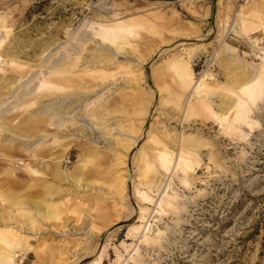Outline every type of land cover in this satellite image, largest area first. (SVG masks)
Listing matches in <instances>:
<instances>
[{
  "label": "rangeland",
  "instance_id": "374dc122",
  "mask_svg": "<svg viewBox=\"0 0 264 264\" xmlns=\"http://www.w3.org/2000/svg\"><path fill=\"white\" fill-rule=\"evenodd\" d=\"M0 25L9 264H264V0H0Z\"/></svg>",
  "mask_w": 264,
  "mask_h": 264
},
{
  "label": "bare ground",
  "instance_id": "6f19581e",
  "mask_svg": "<svg viewBox=\"0 0 264 264\" xmlns=\"http://www.w3.org/2000/svg\"><path fill=\"white\" fill-rule=\"evenodd\" d=\"M1 26V25H0ZM1 28V27H0ZM132 30V29H131ZM101 39L103 41L109 42V43H115L116 40L122 39L121 35L122 33H126V32H131L129 29H124L123 25H115L113 27L110 28H102L101 29ZM237 32V31H236ZM239 32V31H238ZM237 32V33H238ZM236 33V34H237ZM240 33V32H239ZM125 35V34H124ZM128 38V37H127ZM123 41V40H122ZM126 45V44H125ZM133 47V46H132ZM124 47L119 45L117 46V50H122ZM134 48V47H133ZM58 72V73H57ZM254 73V72H253ZM54 74V73H53ZM253 78V77H252ZM2 80V79H1ZM80 80L81 77L79 76H74L72 75V73H68L65 69H58L56 70V74L52 76L51 81L52 83L55 85L54 88L57 87H65V88H71L74 86H77L80 84ZM261 81V80H260ZM260 83V82H259ZM6 89L8 91H6L7 93H9L10 89L9 86L11 85L10 82L6 83ZM260 85V84H259ZM53 86V85H52ZM261 86V85H260ZM241 88L244 89V93L247 92L248 96L251 97L253 95V93L251 92V86L249 85V83H242ZM53 89V87L51 88ZM253 89V88H252ZM57 90V89H56ZM45 91V90H44ZM57 92V91H56ZM238 92V91H237ZM264 92V90H263ZM238 94V93H237ZM43 95L41 92H39L37 94V96H41ZM35 96V97H37ZM264 96V94H263ZM47 97V96H46ZM34 98V97H32ZM41 98V97H40ZM264 98V97H263ZM262 98V100H263ZM23 99V98H20ZM25 99V98H24ZM31 99V98H30ZM29 99V100H30ZM33 100V99H32ZM69 100V99H68ZM27 99L23 100L21 104H24L26 106V102ZM31 101V100H30ZM42 101V100H41ZM264 101V100H263ZM239 102H241L240 100H238V102H234L233 106L237 105ZM247 102V101H246ZM249 103V102H248ZM259 103V102H258ZM39 104V103H38ZM89 104V103H88ZM20 105V104H19ZM225 108L224 106H222L223 108H220L222 111L225 110V112L228 114V112H230L232 109H236V108H232V105L225 103ZM16 106V105H15ZM23 106V105H22ZM64 106H70L69 103H63L60 106H55L52 103L50 104H43L42 106H40L39 108H43V110H41L43 113H46L47 116H49V120L51 121V123L54 125L55 123L57 124V126L60 128L63 125H67L68 122H73L76 121L77 117H70V119H64L62 116V113H64L63 110H65ZM245 107V106H244ZM238 110V108L236 109ZM40 112V111H39ZM67 113V111H65ZM72 111H68V113H71ZM237 112V111H236ZM38 113V112H37ZM108 115L111 113L110 109L107 110L106 112ZM2 114V113H1ZM0 114V115H1ZM94 114V113H93ZM40 115V114H39ZM96 115V113L94 114ZM62 117V118H61ZM131 120V119H130ZM135 133V132H134ZM54 136V135H53ZM56 136V135H55ZM150 137V136H149ZM55 138V137H54ZM163 138V137H162ZM125 140V139H124ZM131 140V139H130ZM151 140H153L154 142H158V144H161L160 139H153V137L151 138ZM38 140H35L34 142H31L30 146L28 148H30L34 143L36 144ZM119 142V141H118ZM130 143V142H129ZM165 143V142H164ZM160 146V145H159ZM162 146V145H161ZM169 147V146H168ZM154 149V148H153ZM161 153L157 154L158 155V161H159V165L163 168H165L168 164L169 157H168V153H167V149L165 146H162L161 148ZM29 150V149H28ZM142 151V150H141ZM153 151V150H152ZM145 151H142L141 157L143 160V163L141 165H143V167L141 166V169L144 171L143 174H145V176H148L149 173L153 172L157 167L154 165V160H152V157L150 156L149 153H144ZM58 158H56L57 160ZM140 159V158H139ZM60 160H58L55 165H54V172L56 173L57 176H60L61 178H66L68 180H71L74 183L77 184H81V170H82V165H78L76 167V169L70 173L62 171L61 169V164H60ZM140 165V162H139ZM138 167V166H137ZM159 169V168H158ZM157 169V170H158ZM139 170H140V166H139ZM83 172V171H82ZM143 178V176H142ZM147 179V178H146ZM148 180V179H147ZM149 182V181H148ZM125 183V182H124ZM116 189V188H115ZM21 211V210H20ZM22 212V211H21ZM24 212V211H23ZM30 213V212H29ZM26 215V214H25ZM27 217V216H26ZM28 218L30 220V223L33 222V220L31 219V215H28ZM34 223V222H33ZM12 233V232H11ZM131 233V232H130ZM12 235V234H11ZM17 241V240H16ZM26 243V242H25ZM17 245V244H16ZM16 245L13 244V242L11 243V241H9L8 238L5 237H0V255L3 259V263L4 264H9L13 261L14 257H15V247Z\"/></svg>",
  "mask_w": 264,
  "mask_h": 264
}]
</instances>
